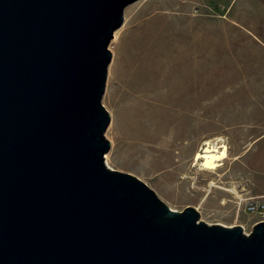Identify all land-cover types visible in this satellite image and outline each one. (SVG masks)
<instances>
[{
    "label": "water",
    "instance_id": "water-1",
    "mask_svg": "<svg viewBox=\"0 0 264 264\" xmlns=\"http://www.w3.org/2000/svg\"><path fill=\"white\" fill-rule=\"evenodd\" d=\"M137 0H0V264H264V220L209 224L109 168L114 31Z\"/></svg>",
    "mask_w": 264,
    "mask_h": 264
},
{
    "label": "rangeland",
    "instance_id": "rangeland-1",
    "mask_svg": "<svg viewBox=\"0 0 264 264\" xmlns=\"http://www.w3.org/2000/svg\"><path fill=\"white\" fill-rule=\"evenodd\" d=\"M108 48L105 164L249 232L259 217L238 202L264 194V0H137Z\"/></svg>",
    "mask_w": 264,
    "mask_h": 264
},
{
    "label": "built area",
    "instance_id": "built-area-1",
    "mask_svg": "<svg viewBox=\"0 0 264 264\" xmlns=\"http://www.w3.org/2000/svg\"><path fill=\"white\" fill-rule=\"evenodd\" d=\"M238 205H242L246 213L257 215L259 217L257 221L264 220V194L240 198Z\"/></svg>",
    "mask_w": 264,
    "mask_h": 264
},
{
    "label": "clouds",
    "instance_id": "clouds-1",
    "mask_svg": "<svg viewBox=\"0 0 264 264\" xmlns=\"http://www.w3.org/2000/svg\"><path fill=\"white\" fill-rule=\"evenodd\" d=\"M210 159V158H209Z\"/></svg>",
    "mask_w": 264,
    "mask_h": 264
},
{
    "label": "crops",
    "instance_id": "crops-1",
    "mask_svg": "<svg viewBox=\"0 0 264 264\" xmlns=\"http://www.w3.org/2000/svg\"><path fill=\"white\" fill-rule=\"evenodd\" d=\"M257 195V194H256Z\"/></svg>",
    "mask_w": 264,
    "mask_h": 264
}]
</instances>
